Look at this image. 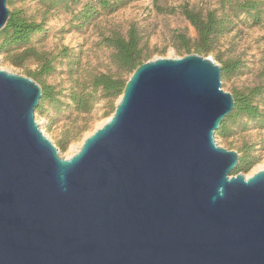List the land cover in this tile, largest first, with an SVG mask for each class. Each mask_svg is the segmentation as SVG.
I'll return each mask as SVG.
<instances>
[{"label":"water","instance_id":"95a60500","mask_svg":"<svg viewBox=\"0 0 264 264\" xmlns=\"http://www.w3.org/2000/svg\"><path fill=\"white\" fill-rule=\"evenodd\" d=\"M41 94L0 68V264H264V169L230 174L215 132L234 98L211 56L140 63L68 158L35 119Z\"/></svg>","mask_w":264,"mask_h":264},{"label":"rangeland","instance_id":"374dc122","mask_svg":"<svg viewBox=\"0 0 264 264\" xmlns=\"http://www.w3.org/2000/svg\"><path fill=\"white\" fill-rule=\"evenodd\" d=\"M94 1L78 0L74 4L53 7H49L44 0H11V4H7L9 10L21 8L28 18L45 23V31L33 35L27 46L54 58V71L44 80L59 92L61 104L55 108L45 102L42 111L35 110L34 116L42 132L65 158L74 154L84 138L112 114L120 96H98L90 112H78L69 98L76 81L86 80L100 72L122 78L130 76L113 63L111 55L114 50L104 44V37L113 33L126 35L129 28L135 26L147 60L179 57L182 55L178 48L183 45L180 34L190 42L196 35L193 26L181 13L182 7L202 13L215 10L219 15L223 12L231 15L226 0H124L114 10H99L97 15L81 25L75 15L85 3ZM233 23L232 29L218 39L214 51L204 56H211L219 65L221 60L226 59L240 61L239 74L228 80L221 79V87L225 91L257 85L264 87V21L253 24L245 14H240ZM21 49H13L12 52ZM37 67L38 63L33 58L15 65L6 53H0L2 69L28 76V70ZM259 103L264 110V94ZM219 145L235 150L239 155L243 149H248L247 168L238 172L250 175L260 168L264 169V127L254 122L246 128L238 124L230 136L219 137ZM235 173V170L230 171V174Z\"/></svg>","mask_w":264,"mask_h":264},{"label":"trees","instance_id":"16d2710c","mask_svg":"<svg viewBox=\"0 0 264 264\" xmlns=\"http://www.w3.org/2000/svg\"><path fill=\"white\" fill-rule=\"evenodd\" d=\"M6 1L7 4H11V0ZM44 1L49 7L78 2V0ZM123 2L124 0L87 2L75 15V19L80 20L82 25L97 15L99 10H114ZM225 2L231 15L226 12L219 15L215 10L202 13L185 6L181 8V13L193 26L196 33L192 42L180 34L179 39L183 45L178 48V52L181 55L192 52L207 55L213 52L218 39L232 29L234 18L240 14H245L253 24L264 21V0H226ZM44 31L45 23L28 18L21 8H11L6 24L0 29V53H6L8 59L15 65H21L25 59L29 58H33L38 63L35 70H28V76L36 80L42 88L39 104L35 108L36 111H42L45 102L55 108L61 104L59 92L44 80L54 71V58H48L47 53L38 51L33 46H27L33 35ZM140 40L137 29L135 26H131L126 35L113 33L104 37L102 41L114 50L111 59L116 67L120 71L131 74L136 66L147 60L142 51ZM21 47L20 51L12 52L13 49ZM220 67L221 79L223 80H228L241 71L240 61L233 59L221 60ZM127 79L109 73H96L86 80L76 81L75 86L70 90L69 98L76 111L88 113L92 110L98 96L117 97L121 95ZM231 93L234 98V108L221 121L215 134L221 138H226L234 132L236 125L241 124L243 128H246L251 122L259 127H264V110L259 103V99L264 94V87L257 85L243 90L234 89ZM247 152L248 149L242 150L238 164L234 168L235 172L247 168Z\"/></svg>","mask_w":264,"mask_h":264}]
</instances>
